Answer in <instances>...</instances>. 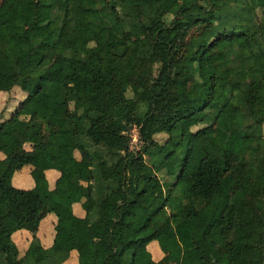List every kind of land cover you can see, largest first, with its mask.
<instances>
[{"label": "trees", "instance_id": "obj_1", "mask_svg": "<svg viewBox=\"0 0 264 264\" xmlns=\"http://www.w3.org/2000/svg\"><path fill=\"white\" fill-rule=\"evenodd\" d=\"M14 88L25 97L0 113V264L72 251L78 264H163L154 242L180 249L178 264H264V0H0V91ZM24 168L31 189L14 184Z\"/></svg>", "mask_w": 264, "mask_h": 264}, {"label": "crops", "instance_id": "obj_2", "mask_svg": "<svg viewBox=\"0 0 264 264\" xmlns=\"http://www.w3.org/2000/svg\"><path fill=\"white\" fill-rule=\"evenodd\" d=\"M24 97V92L16 90L15 88L11 91H0V113L5 112L7 115L12 113L14 110H16L18 104L23 100ZM47 174L52 184L57 178L58 173L54 171H49L47 172ZM20 180L22 181L19 184ZM14 184L15 186L22 189L33 188L34 181L30 176V169L24 168L23 170L16 173L14 177ZM74 211L81 216H84L85 214L84 210L82 209L81 203H76L74 205ZM55 219L56 218L53 214H49L45 219L42 220L40 224L38 230V237L40 238L41 243L45 248H49L53 243ZM14 240L20 246L22 251H25L30 245V242L32 240V234L28 230H20L14 234ZM154 243L150 245V248L153 251L154 259L156 261H161L163 264H165L164 261L168 256H170L169 251L171 250H168L166 253H164L159 249L158 245V247L153 246ZM169 259L170 258H168V261ZM64 264H78L77 253L75 251H72L69 259Z\"/></svg>", "mask_w": 264, "mask_h": 264}, {"label": "rangeland", "instance_id": "obj_3", "mask_svg": "<svg viewBox=\"0 0 264 264\" xmlns=\"http://www.w3.org/2000/svg\"><path fill=\"white\" fill-rule=\"evenodd\" d=\"M177 18H178V21H183L186 19V16L180 15ZM138 36H140L141 38H144V39L146 38L145 32H143V31H139ZM222 46H225V43L222 44ZM129 65H130L129 81L131 83V90L127 93L126 98L131 104H133V93L138 89L137 70L139 68V65L133 59L130 61ZM218 71H219V77H218L219 83L220 84L228 83L230 80L229 73L227 71H224L223 68H219ZM155 75L162 78V79H166L168 77L166 69L163 67L161 68L159 65H156V67H155ZM113 126L119 128V127H122L123 124L119 123V122H115L113 124ZM263 132H264V126H263ZM130 135L132 136V142H131L132 148L138 149L140 147V144L138 143V128L137 127L132 128L130 131ZM156 138L159 141L163 142V141L167 140L168 134L162 133V134L157 135ZM207 148H208L210 153H213L216 151V147L212 144H207ZM21 181L22 180L19 181V184L21 183ZM47 224H49V223H47ZM108 242L109 241H108L107 236L102 237L101 244L104 247L109 246ZM153 246H157V243H154ZM167 255H168V253H167ZM169 255L170 256H168L166 258L164 263L165 264H178L180 261L181 250L180 249H173V250L169 251ZM168 258H170L169 261H168Z\"/></svg>", "mask_w": 264, "mask_h": 264}]
</instances>
